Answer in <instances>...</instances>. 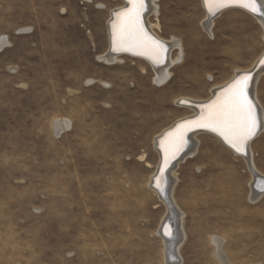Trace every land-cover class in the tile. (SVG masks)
I'll list each match as a JSON object with an SVG mask.
<instances>
[{
  "label": "rangeland",
  "instance_id": "1",
  "mask_svg": "<svg viewBox=\"0 0 264 264\" xmlns=\"http://www.w3.org/2000/svg\"><path fill=\"white\" fill-rule=\"evenodd\" d=\"M157 4L154 31L185 50L161 87L144 63L99 59L122 1L0 0V41L9 43L0 50V264H165L157 231L166 208L149 188L155 137L190 114L181 98L206 99L251 68L264 29L227 13L211 39L200 0ZM61 119L72 124L57 135ZM199 140L176 171L182 264H220L213 236L232 264H264V197L250 201L247 164L212 137ZM252 148L264 175V132Z\"/></svg>",
  "mask_w": 264,
  "mask_h": 264
},
{
  "label": "bare ground",
  "instance_id": "2",
  "mask_svg": "<svg viewBox=\"0 0 264 264\" xmlns=\"http://www.w3.org/2000/svg\"><path fill=\"white\" fill-rule=\"evenodd\" d=\"M90 3L92 0H85ZM114 1V0H113ZM122 1V5L120 7H116V9H112L110 14V19L107 23V32H108V51L107 54L100 57L99 59L103 60L105 63L110 65H116L118 63H122L125 59H130L133 61H138L139 63H144L148 65L152 71L154 72L155 79L154 82L158 86L166 85L172 78L171 68L176 66L177 64H181L184 62L185 50L181 41H168L164 38L160 37L154 30H159L160 24L158 19L156 23H152L149 20L150 15H154L158 18L159 9L157 0H146V13H143L142 16V24L144 30L148 33L150 37L153 38L154 41L164 45L165 48V60L162 63L154 64L147 55H136L132 52L126 51H113V28L112 25L116 21L115 14L123 11L126 7H128L127 0ZM200 4L202 10L205 14V19L202 22V26L208 36L213 39L215 37V33L213 31L214 25L216 21L223 15H227V13H242L245 14L254 20H256L260 26L264 29V12L259 13L257 15H253L247 9L239 6L238 4H225L223 7L218 8L215 15L209 14L207 8L204 5L203 0H200ZM258 6H264V0H258ZM177 17V16H176ZM177 19V18H176ZM264 31V30H263ZM264 39V38H263ZM226 41V40H225ZM9 43L4 38L0 41V50L7 46ZM177 48L180 52L175 58L172 59L170 53ZM168 56V57H167ZM261 61H264V51L257 58L254 65L249 69H239L234 72V74L225 82L217 85V87L211 90L210 96L206 99H196L191 97H183L179 98L177 104H180V109L190 111V114L185 115L176 121L169 127L163 129L156 137L154 141V149L158 156L157 165L154 173L151 176L149 188L153 191L159 198V200L164 204L166 208V213L163 216L157 235L162 240L164 246V261L165 264H182L183 258L181 255V247L187 239V233L184 228L185 224V212L182 211L177 201L174 199V189L177 185L178 178L176 177L177 168L186 162L189 159H193L198 149L200 148V136H208L212 137L216 141H218L222 147L232 153L235 157L242 159L248 167L249 172L252 175V181L250 184L251 193H250V201L255 203L259 201L262 197H264V175H262L256 168L255 164V155L254 150L252 148V144L260 137V135L264 132V104L260 100L257 86L260 82L259 80L264 76V64H261ZM262 65V67L253 74L256 65ZM144 70V69H143ZM146 71H143L145 73ZM250 74V79L248 81L247 87V96L251 104L254 106V113L257 119V128L255 130V135L250 139L248 145L246 146V150L244 153H236L229 145H227L223 139L217 135L215 132L210 130L201 129V128H191L184 135V144L176 151L174 155L169 152V159L167 166H164L165 154L161 145V141H165V138L168 137V133L173 132L178 124H181L187 120H193L197 118L203 109V106L210 103L212 100L216 99L219 96L223 89H225L228 85H230L233 81H235L239 76ZM197 105L198 108L191 107L190 105ZM179 107V106H177ZM71 122L68 120H56L54 122L53 127L55 128L56 134L60 135L62 132L69 130L71 128ZM190 134V135H189ZM171 139V138H169ZM167 147V142L164 145ZM161 168L164 169L161 175V184L159 189L155 185L154 178L160 175ZM160 202V203H161ZM166 226V230L169 232V235H164V229ZM211 244L215 247V255L220 264H232L226 254L223 251V243L224 240L219 237H212Z\"/></svg>",
  "mask_w": 264,
  "mask_h": 264
},
{
  "label": "snow or ice",
  "instance_id": "3",
  "mask_svg": "<svg viewBox=\"0 0 264 264\" xmlns=\"http://www.w3.org/2000/svg\"><path fill=\"white\" fill-rule=\"evenodd\" d=\"M207 11L215 15L218 8L225 4H238L253 15L264 12V6H258V0H203ZM128 7L115 14L113 23V51L132 52L136 55H147L154 63L165 60L164 45L153 40L144 30L142 16L146 11V0H127ZM264 64V61H261ZM250 74L239 76L222 90L221 94L203 106L201 114L193 119L178 124L173 132L168 133L161 145L165 154L164 166H167L169 152L174 155L184 144V135L191 128L210 130L219 135L236 153H244L250 139L255 135L257 119L254 106L248 99L247 87ZM171 138V139H169ZM167 142V147L165 143ZM154 178L159 189L161 175ZM164 235H169L166 230Z\"/></svg>",
  "mask_w": 264,
  "mask_h": 264
},
{
  "label": "water",
  "instance_id": "4",
  "mask_svg": "<svg viewBox=\"0 0 264 264\" xmlns=\"http://www.w3.org/2000/svg\"><path fill=\"white\" fill-rule=\"evenodd\" d=\"M146 13V12H145ZM262 67V65H256V67H255V70H254V72H253V74H255L260 68ZM191 107H194V108H198L199 106H197V105H195V104H193V105H190ZM190 135V134H189ZM165 227V226H164Z\"/></svg>",
  "mask_w": 264,
  "mask_h": 264
}]
</instances>
